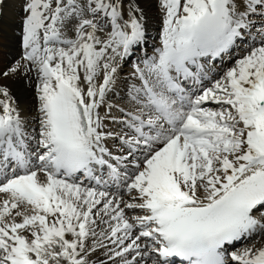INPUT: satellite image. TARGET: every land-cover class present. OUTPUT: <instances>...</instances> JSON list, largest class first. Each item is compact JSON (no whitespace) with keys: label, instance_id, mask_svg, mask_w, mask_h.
Returning <instances> with one entry per match:
<instances>
[{"label":"snow or ice","instance_id":"1","mask_svg":"<svg viewBox=\"0 0 264 264\" xmlns=\"http://www.w3.org/2000/svg\"><path fill=\"white\" fill-rule=\"evenodd\" d=\"M0 58V264H264V0H0Z\"/></svg>","mask_w":264,"mask_h":264},{"label":"bare ground","instance_id":"2","mask_svg":"<svg viewBox=\"0 0 264 264\" xmlns=\"http://www.w3.org/2000/svg\"><path fill=\"white\" fill-rule=\"evenodd\" d=\"M5 63H7V61L4 60V59H2V58H0V69H2V68L4 67V64H5ZM7 82L10 83V84L12 85L14 91H17V92L19 93V92H21V91L23 90V89H22V90L20 91L21 88H20V89L18 88V84H19V83H16V84H15V83H13V82L10 81V80L7 81ZM21 85H22V84H21ZM18 89H19V90H18Z\"/></svg>","mask_w":264,"mask_h":264},{"label":"rangeland","instance_id":"3","mask_svg":"<svg viewBox=\"0 0 264 264\" xmlns=\"http://www.w3.org/2000/svg\"><path fill=\"white\" fill-rule=\"evenodd\" d=\"M10 81H12V80H10ZM12 82L15 83V84H16V83H19V84H18V88H19V89L21 88L20 91L23 89V85H21L22 83H21L20 80H15V81H12ZM19 89H18V90H19Z\"/></svg>","mask_w":264,"mask_h":264}]
</instances>
